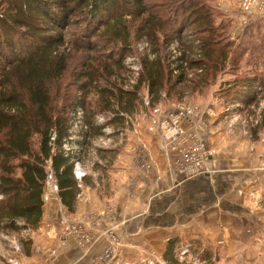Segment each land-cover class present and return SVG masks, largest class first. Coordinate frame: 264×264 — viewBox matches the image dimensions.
Wrapping results in <instances>:
<instances>
[{
  "label": "trees",
  "instance_id": "16d2710c",
  "mask_svg": "<svg viewBox=\"0 0 264 264\" xmlns=\"http://www.w3.org/2000/svg\"><path fill=\"white\" fill-rule=\"evenodd\" d=\"M152 1L0 0L1 232L40 227L49 171L58 182L61 204L74 211L81 189L63 144L71 136L79 109L84 124L80 128L81 160L90 142L105 135L106 126L118 128L125 123L140 102L143 88L151 94L153 106L162 92L186 79V67L201 69L205 85L216 80L229 63L234 78L223 95L244 107L257 103L256 88L264 90V18L247 23L245 34L235 39L241 44H235L231 39L233 19L215 7L214 0ZM179 10L182 17L172 15ZM66 34L70 39L66 40ZM255 35L259 42L242 44L246 36L252 41ZM143 38L158 56L151 60L142 57L136 85L132 90L123 89L110 77L125 71V58L135 54L134 47ZM174 41L181 43L180 60L187 64L179 66L178 76L166 60L171 58L166 51ZM191 52L194 57L199 52L200 60H191ZM77 54L84 55L81 69L71 72L73 89L63 90ZM99 114L111 118L97 125ZM262 130L264 119L253 128L256 138ZM53 131L56 139L51 144ZM184 246L206 264L219 257L218 249L205 247L198 239L174 237L163 254L166 263L187 264L179 261Z\"/></svg>",
  "mask_w": 264,
  "mask_h": 264
},
{
  "label": "crops",
  "instance_id": "0c3cea01",
  "mask_svg": "<svg viewBox=\"0 0 264 264\" xmlns=\"http://www.w3.org/2000/svg\"><path fill=\"white\" fill-rule=\"evenodd\" d=\"M217 5L236 28L237 0ZM206 135L213 147L221 146L220 136ZM130 140L121 151L105 150L116 156L111 166L116 184L109 181L112 174L103 168L107 165L100 161V166H90L80 191L86 203L77 200L70 212L79 233L65 232L60 204L52 200L45 204L40 227L33 231L29 253L20 264H47L49 250L56 253L55 264H142L153 257L164 260L167 242L174 237L198 239L236 264L240 253L252 258L243 264H262L253 252L264 247V137L251 146L233 144L231 148L236 147L228 149L233 156L212 157L211 172L190 179L173 172L177 153L166 154L157 133L137 131ZM223 164L229 169H221ZM84 232L107 233L88 248L81 241ZM110 248L113 253L107 256Z\"/></svg>",
  "mask_w": 264,
  "mask_h": 264
},
{
  "label": "rangeland",
  "instance_id": "374dc122",
  "mask_svg": "<svg viewBox=\"0 0 264 264\" xmlns=\"http://www.w3.org/2000/svg\"><path fill=\"white\" fill-rule=\"evenodd\" d=\"M220 0H214L213 5L215 7L219 8L217 3ZM152 0H149V3L152 4ZM238 2V0H237ZM221 9V8H219ZM224 13H226L228 16L229 14L221 9ZM181 10L177 13L176 11L173 12V16H178L182 17ZM237 12H238V6H237ZM237 17L239 16L238 13L236 14ZM254 21V20H253ZM252 22V21H251ZM236 28L233 29L234 25L232 26V34L236 35L235 38H240L243 34H245V26L243 29H241V26L238 25V21L236 20L235 22ZM187 35V34H184ZM183 35V36H184ZM66 40H68L69 35H65ZM188 37V36H186ZM247 37V36H246ZM259 37V36H258ZM234 38L231 36V39ZM248 38V37H247ZM244 38L243 45L249 46L252 45L253 43L259 42V38L254 36V39L251 41L250 38ZM70 39V38H69ZM144 39V38H143ZM147 41L148 39L145 38ZM237 39V40H238ZM234 39L235 44H241L238 43ZM141 41V40H140ZM139 41V42H140ZM136 44V47H134L135 54L137 57L141 59L142 62V56L141 53L139 52L138 49V43ZM150 43V42H149ZM236 47V45H234ZM153 52V51H152ZM167 53L171 54L170 57L172 56V53L170 51H166ZM166 52H163L164 55H166ZM131 55V54H130ZM155 57H152L155 59L157 56L154 54ZM194 53H190V59L193 61H198L200 60L198 57L193 56ZM129 56V55H127ZM147 57V56H145ZM84 60V55L83 54H77V56L74 57V59L71 61V71L67 75V79L62 83V89L66 90L67 88L73 89V83L74 79L72 77V71L73 73H76L78 70L81 69V63ZM151 60V59H150ZM166 60L168 62H171V58ZM233 61V60H232ZM231 61V64H232ZM248 63V60H244ZM243 61V62H244ZM251 63V62H250ZM259 63V62H258ZM125 66V64H124ZM245 66V65H244ZM247 73V71H246ZM202 74V73H201ZM201 74H192L191 76L186 75V79H184L181 83H178L172 90L169 88L168 90L162 92L161 94V99L158 103L153 105L150 110H146L145 107L143 106V100L146 96L147 89L143 88L141 91V96H140V102L136 105L134 108V111L130 116H127L125 119V123L121 127L115 128L112 125H108L110 127V130L113 132V134H110L108 137L110 139H100V138H94L89 146H87L85 154L81 157V161L83 163L84 168L87 169V171L90 173V166L95 165L96 162H102L103 164L107 165L108 167H103L104 169L108 170V172L112 174L114 171V167H111L114 165V161L116 159V156L114 154H106L104 150H119L124 147H128L129 144L131 143V140L129 141L130 138L134 136V134L139 131H152L156 133V130L153 127V119H159L160 117L164 116L168 112H172L176 109H178L180 106H186L187 108H193V107H198L199 111L201 112V117H204V121L206 122V126L208 127V130H210V134H215L217 136H220L221 139V146L215 148L213 147L209 141L207 135L205 134L203 136V140L206 142L207 147L211 150H213L212 156L210 157V160L212 157L217 156L219 160H223L227 156H233V152L231 150L229 151L228 149H233L237 145H242L244 143L249 144H256L259 142L263 137H264V131L261 132L260 137L256 138L255 133L253 131V128L257 125H259L263 119H264V100H260L259 104H254V108H251L252 106H245V107H239L241 110H237V108L232 107L233 104H240L239 102L235 101L236 103H231L230 98H226L223 94L225 93L226 89L228 88L227 85L228 83L234 78V74L231 71V65L226 66L225 70L222 71L220 74H218V77L216 80L210 81L209 83H206L205 85H202V80L203 78L201 77ZM201 75V76H200ZM111 81L116 82L118 85L122 86L123 89L126 90H132V83L131 81H134L133 76L129 72H127L126 68L125 71L119 74H114L110 77ZM200 84V85H199ZM261 87V86H259ZM257 87L256 89L258 90ZM229 89V88H228ZM165 95H164V94ZM255 99H259V96L257 97L256 93L253 94ZM264 96V92L263 95ZM92 100H94V96H91ZM258 103V102H257ZM160 106V110L158 112H154V110ZM256 106V107H255ZM149 109V108H148ZM248 112V113H247ZM244 113H246L244 115ZM241 114V115H238ZM101 115V114H99ZM107 115V114H106ZM250 115V116H249ZM98 116V115H97ZM96 116V117H97ZM242 116V117H241ZM244 117H248V121L250 117H257L258 123L255 124H249L248 128V134H245L244 132V125H243V120ZM243 118V119H242ZM242 120V122H241ZM108 122V121H107ZM95 124L96 118H95ZM100 125V124H97ZM79 127L75 126V130L78 132ZM122 131L125 135L126 141L123 143H120V133L114 135L115 132ZM123 135V136H124ZM242 143V144H241ZM233 146L231 148L232 145ZM105 152L104 154H100L102 151ZM249 151H252L249 149ZM228 152V155H227ZM231 152V153H230ZM241 152V151H239ZM237 152V153H239ZM229 156V157H230ZM242 156V155H240ZM104 157V158H103ZM209 160V161H210ZM221 169L228 170L229 168L227 166L220 165ZM114 173V172H113ZM109 181L112 182V185L116 184L117 182L115 181L114 175H110ZM86 203V201H84ZM262 205V203H261ZM264 205V203H263ZM262 205V206H263ZM59 213V219H60V212ZM13 240L18 241L19 244H21L22 250L18 254L13 251ZM32 241V236L31 239L28 235H26L23 230L20 231L19 233H13V234H5L0 231V264H11L10 259L15 258V257H20L22 259H26L27 255V248L31 247ZM115 244V243H114ZM27 247H26V246ZM262 245V243H261ZM263 246V245H262ZM24 248V250H23ZM246 251V250H245ZM247 252V251H246ZM20 254H22L20 256ZM252 254V253H251ZM254 255H256L258 258H260V262L264 264V247H261V249H258L253 252ZM195 257L193 256V253L191 252V257H188L186 260L187 264H191L192 258ZM240 264H243L244 261H252L251 255L246 254L245 256L240 253ZM160 264V263H159ZM168 264V263H164ZM213 264H236L233 261H230L229 258L226 257V255L223 257L219 253L218 259L215 261Z\"/></svg>",
  "mask_w": 264,
  "mask_h": 264
},
{
  "label": "built area",
  "instance_id": "2783aa9c",
  "mask_svg": "<svg viewBox=\"0 0 264 264\" xmlns=\"http://www.w3.org/2000/svg\"><path fill=\"white\" fill-rule=\"evenodd\" d=\"M238 25L243 26L244 23H250V21L256 20L257 18H264V0H238ZM195 44H198L195 42ZM138 49L142 56H147L150 59L155 57L152 52L151 44L145 38L142 39L138 43ZM170 51L172 53L171 56V67L173 70L174 75H179L181 70H179V66H186L187 64L181 61V57L183 56V47L179 41H174L170 46ZM197 57L200 56L199 52H196ZM124 64L128 69V72L133 76L134 81H131L133 88L138 80V77L142 71V63L141 59L136 55H129L125 58ZM202 72L201 69H188L186 67L185 76H191L192 74H200ZM263 88L259 87L256 90L257 100L259 104L260 100H264L263 95ZM164 94V93H163ZM165 95V94H164ZM143 106L146 110H150L152 107V96L147 90L146 96L142 98ZM264 102V101H263ZM254 105V104H253ZM232 107L237 108L239 112L241 111L239 107H244L240 104H233ZM256 107V106H255ZM149 108V109H148ZM160 106L157 107L154 112H158ZM251 108H254L252 106ZM248 113V112H247ZM246 113H244L245 115ZM241 115V114H238ZM250 116V115H249ZM242 117V116H241ZM83 111L79 109L76 113V118L74 122V126L71 130V136L68 139H65L63 144V150L66 157L70 158L73 163V173L74 177L77 181V187L79 189L84 188V180L86 177L89 176V172L86 168H84L82 161L79 159L80 154V147L79 142L82 141V136L80 135V128L82 127L83 121ZM111 116L109 114H101L96 117L97 124L104 125ZM243 119V118H242ZM257 117H250L248 121V117H244L243 125H244V132L248 134L249 124L255 122L258 123ZM153 127L158 134L163 150L166 154H170L172 152L177 153V159L173 165V172L179 175H183L186 179H190L193 177H197L199 175H205L210 173V168L208 167L210 157L212 156L213 150L209 149L206 145V142L203 140V136L205 134H209L210 130L206 126V122L204 121V117H201V112L199 111L198 107L187 108L186 106H180L178 109L168 112L164 116L160 117L159 119H153ZM242 122V120H241ZM75 126L79 127L78 132L75 130ZM87 127L85 126V129ZM104 136L99 137L100 139H110L108 137L113 132L110 130V127L106 126L104 128ZM120 133V143L126 141L125 135L122 131L118 133L115 132L114 135ZM124 135V136H123ZM56 139V132L53 131L50 134L51 144ZM3 196L0 194V202L2 201ZM59 202V211L60 212V222L64 226V230L68 235H75L79 233V227L77 224H74V219L72 218L70 212L66 207L61 204L60 197H59V186L58 182L53 175L52 171H49L46 178V185L43 193V201L44 206L45 204L51 201ZM77 200L80 202L86 201V198L81 193L78 194ZM23 232L28 235L31 239L33 231L31 230H23ZM3 233V232H2ZM107 232L101 233L99 235H95L90 232L81 233V241L83 245L88 248H91L96 241L101 237V235L106 234ZM6 234V233H5ZM117 240L114 239L113 243H116ZM21 244L18 241L13 240V251L16 253H20L22 250ZM113 253V249H108L105 254L110 256ZM48 262L47 264H55V251L49 250L47 251ZM22 254H20L21 256ZM191 257V252L188 246H184L179 254V261L186 262L187 258ZM11 264H20L21 258L15 257L10 259ZM164 264L166 263L162 258H148L142 260V264ZM115 264H132L129 262L125 263H115ZM191 264H206L204 261L199 259L198 257H193L191 260Z\"/></svg>",
  "mask_w": 264,
  "mask_h": 264
}]
</instances>
